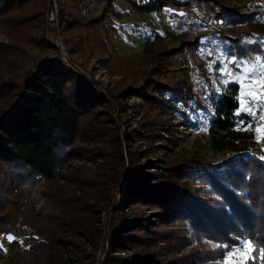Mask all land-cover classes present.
I'll use <instances>...</instances> for the list:
<instances>
[{"label":"trees","instance_id":"trees-1","mask_svg":"<svg viewBox=\"0 0 264 264\" xmlns=\"http://www.w3.org/2000/svg\"><path fill=\"white\" fill-rule=\"evenodd\" d=\"M27 1L0 0V21ZM61 1L55 0V4L63 31L74 22L62 12ZM67 1L80 7L85 0ZM97 1L103 9L81 23L92 34V41L107 52L105 34L111 26L103 30L105 9L117 0ZM122 1L142 15L172 7L184 10L181 17L185 13L188 23L248 25L234 34L216 31L215 42L233 58L259 55L264 59V26L258 13L245 12L235 2ZM256 2L244 0L241 4L249 8ZM37 43L51 50L26 63L25 57L18 56L21 62L10 56L7 43L0 41V236L7 233L12 212L24 207L21 222L28 220L25 229L31 231L25 236L31 257L26 264H89L96 251L97 264H202L222 258L239 238H246L256 248L255 259L247 264H264L260 253L264 248V146L215 161L190 155L157 164L155 158L140 160L131 150L126 158L121 156L120 140L130 138L132 129L119 132L123 124L115 122L113 114L119 109L120 97L127 95L141 97L152 108L172 101L186 106L193 103L194 109L206 112L207 132L216 147L246 136L234 129L235 81L228 82L223 92L211 88L204 95L163 76L168 57L197 48L196 37L146 50L150 57L146 73L136 84L114 93L87 76L86 66L71 54L67 58L76 69L64 66L46 35H38ZM196 94L204 95L208 108ZM156 123L153 135L165 133L173 142L175 128L166 126L164 120ZM103 133L110 137L117 158L111 179L102 189L106 182L95 181L90 187L88 167L74 161L88 155L82 143ZM91 153L96 159L99 152ZM194 182L196 187L190 185ZM193 241L198 246L180 250ZM13 243L11 240L9 246Z\"/></svg>","mask_w":264,"mask_h":264},{"label":"rangeland","instance_id":"rangeland-1","mask_svg":"<svg viewBox=\"0 0 264 264\" xmlns=\"http://www.w3.org/2000/svg\"><path fill=\"white\" fill-rule=\"evenodd\" d=\"M242 1L244 0H229L239 5L245 12H257L258 21L264 26V0H253L258 3H253L249 8L244 7ZM62 3V12L69 14L71 22H74V25L69 24L63 31L58 23L55 0H28L13 11L11 17L4 22L0 21V41L7 43L5 48L9 50L8 54L17 60L18 56L25 57L28 63L30 59L49 52L51 50L49 46L40 47L37 43V36L42 33L53 42L59 52V60L64 66L76 69L75 64L67 58L71 54L72 58L86 66L87 73L84 72L87 76L91 75L92 80L114 93L127 85L136 84L146 73L150 66V57H147L146 50L153 48L156 51L162 46L177 45L181 38L196 37L200 42L197 48L168 57L169 62L166 64L168 69H165L163 76L187 85L193 92L203 91L204 95L211 88L218 92L225 91L226 84L230 81H235L238 85L234 129H241L246 136L233 138L231 144L226 147H216L211 143L207 132L208 116L201 108L194 109L193 103L186 106L181 101H172L168 106L152 108L141 97L133 95L120 97L121 103L119 109L114 111V120L123 124L119 132L123 128L132 129L130 138L120 140L123 159L127 157V151L131 150L140 160L155 158L157 164L164 163L168 158L190 155L215 161L228 154L250 150L254 146H264V140L260 139L261 134L256 131L257 127L264 126V120L260 118L264 117V105L249 101V89L246 85L253 84L254 81L242 75L245 68L253 67L257 76L264 77V59L259 55L253 58H233L215 42L213 35L218 30L234 34L241 29L249 28L248 25L188 23L184 19L185 13L184 18L181 17L184 10L172 7L142 15L133 12L122 0H117L113 7L105 9L103 30L106 25L111 26L105 34L110 49L105 52L97 42L92 41V34L87 33V27L81 23L87 16L100 12L103 9L102 5L97 0H85L84 5L80 7L67 0ZM143 54L145 58L142 57ZM22 60L21 58L18 61ZM80 74L90 82L85 74L82 72ZM237 76L241 78L234 79ZM258 94L264 96V92ZM196 95L208 108L205 97H201L204 95ZM248 109H251V114ZM158 120H164L166 126L171 124L175 128L174 135L171 136L174 138L173 142H169L162 131L160 137L153 135L156 132L153 130L154 125L158 126L156 123ZM109 138L107 133H103L88 139L82 143L88 155L81 161H74L83 162L88 167L86 175L90 179V187L95 181L102 180L106 183L101 188H105L113 174V164L117 156ZM95 148L99 152L96 153V159L94 153H91L92 150H96ZM190 185L196 187L195 182ZM24 214V207L12 212L7 233L0 236V263L26 264L31 260L26 251L25 239L31 231L25 229L28 220L23 224L21 222L25 219ZM101 218L104 221L105 212L101 213ZM11 240H14V243L9 246ZM245 241L248 240L239 238L238 243L226 250L222 258L207 260L202 264H225L229 259L232 264H240L239 253L245 251L243 243ZM195 246H198V243L193 241L180 250L187 251ZM229 252L236 254L228 257ZM98 256L99 251H96L95 259L89 264H97Z\"/></svg>","mask_w":264,"mask_h":264},{"label":"snow or ice","instance_id":"snow-or-ice-1","mask_svg":"<svg viewBox=\"0 0 264 264\" xmlns=\"http://www.w3.org/2000/svg\"><path fill=\"white\" fill-rule=\"evenodd\" d=\"M257 60H259V58H257ZM251 63L252 62L250 61L249 64ZM224 67L226 68V66ZM242 75L244 78L254 81L253 84L246 85V87L249 89V97H248L249 101L254 103L259 102L262 105H264V96L258 94L264 92V77L257 76L253 71V67L245 68L244 73ZM240 78H241L240 76H237L234 79L239 80ZM243 110L244 109H242V111ZM248 111L249 114H251V109H248ZM260 118L264 120V117H260ZM256 131L261 134L260 139L264 140V126L257 127ZM261 159L264 160V157H261ZM243 243H244L245 251L239 253L241 257L240 264H247L249 260L255 259L253 253L256 251V248L251 241H245ZM260 253H261V259L264 260V248L260 249ZM235 254L236 253L229 252L228 257H233ZM225 264H232V261L230 259L226 260Z\"/></svg>","mask_w":264,"mask_h":264}]
</instances>
